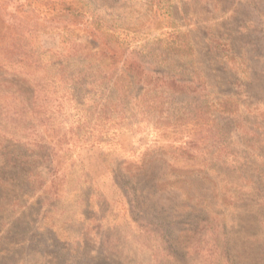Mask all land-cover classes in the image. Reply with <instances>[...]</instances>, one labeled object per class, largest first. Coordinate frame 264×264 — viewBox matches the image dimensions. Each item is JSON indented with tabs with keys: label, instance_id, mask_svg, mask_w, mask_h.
<instances>
[{
	"label": "rangeland",
	"instance_id": "rangeland-1",
	"mask_svg": "<svg viewBox=\"0 0 264 264\" xmlns=\"http://www.w3.org/2000/svg\"><path fill=\"white\" fill-rule=\"evenodd\" d=\"M155 51L196 138L192 97L91 79ZM0 264H264V0H0Z\"/></svg>",
	"mask_w": 264,
	"mask_h": 264
},
{
	"label": "trees",
	"instance_id": "trees-1",
	"mask_svg": "<svg viewBox=\"0 0 264 264\" xmlns=\"http://www.w3.org/2000/svg\"><path fill=\"white\" fill-rule=\"evenodd\" d=\"M154 54L159 57L158 60H153L149 55L148 60L140 59V57H138L137 55H133L132 57L134 60L124 69H115L113 67L111 69L98 68L97 73L91 79L97 80L102 83L108 81V79H114L115 82L113 83L122 84L125 86L127 85L129 87L134 82L137 85H141L142 89H144L142 94V103L147 104V106L142 107L141 111L139 112V115H141L142 118L146 120L151 116H156L159 113L163 114L162 110L165 106V103H167V99L165 98V96L170 97L171 95H174V99L181 97H192L194 99V102H197L195 103V109L193 108L192 110L186 113H182V117H180L181 113H179L178 117H168L161 123H167L168 120L173 121L177 119L176 122H178V126L181 128V132L183 133L182 136L186 137V140H188L189 136L196 138V136L201 134V129H204L205 127L207 129L209 127L207 125L199 127L196 123L197 120L199 118L206 119L212 117L208 106L204 104L202 100L199 101L197 99V95L199 94L200 96L202 90H204L203 84L205 82H201L199 80V77L196 78L195 75H193L194 69H190L191 72L189 70H184L181 68L179 69V67H183V60L180 59L178 62L180 56H173L174 59H177L175 60L176 64L173 66V73H166L168 66L164 65V60L160 59V57L164 55V52L155 51ZM104 55L109 56V52L104 51ZM115 64L116 60L113 62L112 65ZM159 69L165 70L164 72H161L159 71ZM85 74H87L86 71ZM187 78H189V80H186ZM109 83L110 82L108 81V84ZM153 88L156 89L157 94L154 97V100L149 102L147 98L148 89ZM52 100L53 97L48 98V104L51 103ZM79 100L82 102L83 99L79 98ZM54 102H59V100L55 99ZM82 105L84 106V104ZM50 106L51 105H47L45 108L50 110ZM26 116L27 114L23 110H19L18 112H15L12 115V117L22 119H25ZM36 117L39 122L45 123L48 129H50L49 124L51 121V113H49V111L41 110L40 113L36 114ZM212 123H210L209 125H211ZM62 138L65 137L62 136ZM55 145L56 144H50L48 146H38V149L40 151L43 149L46 150L43 155L39 156V159L45 158V161L49 163L52 167H54L55 160ZM24 152H22V155H24ZM23 168H25V165H23ZM22 171H24V169H22Z\"/></svg>",
	"mask_w": 264,
	"mask_h": 264
}]
</instances>
